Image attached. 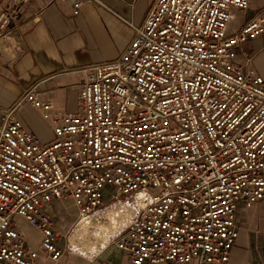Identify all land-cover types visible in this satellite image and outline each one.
<instances>
[{
  "label": "built area",
  "instance_id": "1",
  "mask_svg": "<svg viewBox=\"0 0 264 264\" xmlns=\"http://www.w3.org/2000/svg\"><path fill=\"white\" fill-rule=\"evenodd\" d=\"M70 1L76 16L97 2ZM249 5L155 0L142 25L130 24L124 53L89 68L77 113L32 89L2 112L0 264L73 251L55 202H73L76 223H104L116 210L126 220L110 244L132 264H229L239 205L264 200V78L237 60L264 34V11L229 33L233 11ZM26 104L44 129L20 117ZM24 224L40 233L38 247Z\"/></svg>",
  "mask_w": 264,
  "mask_h": 264
},
{
  "label": "crops",
  "instance_id": "2",
  "mask_svg": "<svg viewBox=\"0 0 264 264\" xmlns=\"http://www.w3.org/2000/svg\"><path fill=\"white\" fill-rule=\"evenodd\" d=\"M154 1L97 0L87 2L76 16L70 0H0V18L5 15L8 21L5 26L0 24V122L2 112L31 89L43 101L52 102L57 111L77 113L79 91L89 68L113 61L124 53L135 36L130 24L142 25ZM263 11L264 5L254 7L252 0L246 11L234 10L243 19L232 27V15L229 33L238 31ZM237 60L264 78V34L244 43L238 49ZM20 117L31 128L47 126L28 104L21 109ZM54 204L75 209L72 223L63 228L68 233L78 219L77 208L73 202H55L53 210ZM236 218L239 236L229 264H264V200L251 207L240 204ZM39 262L132 264L128 253L112 244L92 257L67 253L58 261L40 251Z\"/></svg>",
  "mask_w": 264,
  "mask_h": 264
},
{
  "label": "bare ground",
  "instance_id": "3",
  "mask_svg": "<svg viewBox=\"0 0 264 264\" xmlns=\"http://www.w3.org/2000/svg\"><path fill=\"white\" fill-rule=\"evenodd\" d=\"M107 221L96 224L83 220L75 224L68 234V240L73 250H84L89 254L101 252L110 244V237L116 233L117 225L125 223L126 219L116 218V210L109 209L106 214ZM85 252V253H86ZM89 256V255H87ZM92 256V255H91Z\"/></svg>",
  "mask_w": 264,
  "mask_h": 264
},
{
  "label": "rangeland",
  "instance_id": "4",
  "mask_svg": "<svg viewBox=\"0 0 264 264\" xmlns=\"http://www.w3.org/2000/svg\"><path fill=\"white\" fill-rule=\"evenodd\" d=\"M252 2H253L254 7L264 5V0H252ZM242 19H243V17L241 15L233 13L232 27L237 26L242 21ZM112 195H113V187L112 186H107L106 189L104 190V199L106 201H109V199L112 197ZM54 210H55V221H56V223L58 222V228L60 229V231H62L64 233L65 231L63 230V228L67 224L70 225L72 223L73 219H74L72 217H73L75 209L73 207H71L70 205L54 204ZM49 211L51 212L50 209H49ZM23 226L25 227V229H26V231H27V233L29 235L30 245L33 246V247H38L39 240H40L39 235L34 233L32 231V229L26 227L25 224ZM74 226L75 225H73V228H74ZM73 228L70 229L68 234L73 230ZM64 245H65V239H63L62 241L58 242V246L63 247ZM81 247L82 246H80L79 248L81 249ZM80 249L73 250V251H71L69 253L70 254H81V255H84L86 257H92V256L97 255V254L100 253V252H98V253H94V254H89L86 251L80 250ZM87 255H89V256H87Z\"/></svg>",
  "mask_w": 264,
  "mask_h": 264
}]
</instances>
